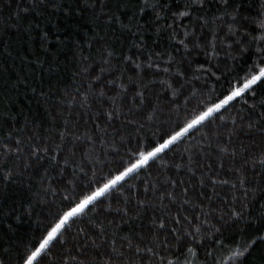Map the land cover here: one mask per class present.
Instances as JSON below:
<instances>
[{"label":"snow or ice","instance_id":"obj_1","mask_svg":"<svg viewBox=\"0 0 264 264\" xmlns=\"http://www.w3.org/2000/svg\"><path fill=\"white\" fill-rule=\"evenodd\" d=\"M63 3L46 0L44 6L54 10ZM205 4L206 0H185L183 8L171 14L172 24L164 26L172 27L176 55L145 51L144 26L139 23L147 10L159 20L170 3L82 0L77 5L76 12L94 17V34L85 41L87 47L76 42L79 59L71 84L59 95L55 85L39 93L45 105L53 101L63 122L57 124L53 118L44 128L43 122L26 119L17 128L15 116L8 119L9 113L0 111V192L11 184L23 185L28 192L14 209L0 208V222L11 216L19 223L24 216L36 215L33 223L43 225L22 247L17 245L15 264H220L215 252L223 247V233L241 224L256 230L243 247L236 244L223 256L224 261L236 264L264 242V15L249 31L241 24L247 18H239L235 7L228 10L229 0H220L223 11L211 20L199 14ZM37 7L32 3L20 11ZM121 10L130 13L124 17L128 23L117 14ZM63 11L71 15L74 9ZM181 17L191 18V25ZM101 23L139 36L129 48L135 47L144 59L112 47ZM48 39V33L41 32L45 51H50ZM243 54L247 59L240 63ZM31 63L33 71H51L39 57ZM21 84L36 92L27 76L18 77L13 89ZM193 100L197 103L189 111ZM237 101L245 106L238 111L247 113H232L229 123L221 113ZM4 103L0 98V109ZM151 122L158 131L151 138L141 136ZM130 128L135 130V144L126 147L133 139ZM242 132L260 135L258 152L252 151L256 139L233 143ZM205 141L207 147L215 142L218 169L227 155L233 164L238 155L242 158L239 167L230 169L232 178L221 177L211 163L199 162L209 155ZM169 153L170 166L157 168L154 175L152 165ZM249 168L254 181L247 175ZM224 186L231 191L221 196L217 187ZM7 228L15 233L12 223ZM56 245L59 249L53 253ZM201 251L205 260L199 259ZM0 264H6L2 257Z\"/></svg>","mask_w":264,"mask_h":264},{"label":"trees","instance_id":"obj_2","mask_svg":"<svg viewBox=\"0 0 264 264\" xmlns=\"http://www.w3.org/2000/svg\"><path fill=\"white\" fill-rule=\"evenodd\" d=\"M46 0H0V98L4 100V107L0 111L8 112L10 119L11 116H15L18 123L15 127L19 128L24 121L36 120L37 122H43L44 128L48 127V123L55 118L57 124L62 123V119L57 115L53 101L49 100L45 105L43 97L39 95L41 91L51 88L53 85L56 87V94H60V89H63L66 85L71 84V74L77 70L76 61L79 59V49L75 47L76 42L79 41L85 47V41H87L94 34L95 25L92 23L94 17L86 12H76L75 9L78 4H82V0H64L63 8L72 7L74 11L71 15H66L63 8H46L44 6ZM37 3L38 7L35 11L30 10L28 13L20 11L23 8L30 7V4ZM91 3V0H89ZM161 3H170V10L162 12L161 18L157 20L154 13L151 10H147L146 13L140 18L139 23L144 26L142 35L145 41V51L151 50L154 52L166 53L172 51L173 55L176 53L173 50L175 41H171L172 27L165 28V25H171V14L179 11L183 8L185 0H161ZM235 7L239 13V18H247V20L241 19V24L248 28L249 31L256 27L254 21L259 18L260 15H264V0H229V11ZM223 11L220 0H206L204 8L199 14H203L206 18L211 20L212 17L218 16ZM39 13V14H37ZM121 16L124 23L128 21L124 18L125 13L121 10L117 13ZM230 21V18H227ZM180 21H183L185 25H191V18L181 17ZM180 21H177L179 23ZM221 23V21H216ZM31 24V31L26 32L25 28ZM101 28L107 29L108 39L111 42V46L116 50H124L127 54L136 53L140 60L144 59L143 55L136 52L135 47L129 48V44L135 39L139 40V36H133L128 32H121L118 25H105L101 23ZM209 27H212L210 22ZM114 29V32L113 30ZM159 30V31H157ZM135 31V27H133ZM41 32H47L49 39L47 41V49L45 51L41 48ZM103 31L101 35H103ZM255 34V33H253ZM182 35V33H181ZM59 37L60 43L57 41ZM91 53L95 56L97 54V48L93 46ZM37 57L45 60L44 69L51 68V71H42L35 67L32 61ZM166 59V56H165ZM240 63H243L247 59V54L241 55ZM203 60V57H201ZM231 63V61H229ZM221 67L224 64L221 63ZM98 70V66H97ZM95 74V73H93ZM27 76L31 87L36 89L33 93L30 88H26L23 84L19 89L14 90L13 85L17 81L18 77ZM211 83H215L212 81ZM199 87V85H197ZM216 88H219V84H215ZM51 94V93H50ZM11 97V99H9ZM183 100V98H181ZM196 100H193L188 105V110L191 111L196 105ZM249 103H252L250 100ZM245 108V106L237 101L236 105L221 114L229 117L232 113L238 115H246L245 112H239L238 110ZM184 108H181V116L184 115ZM260 111V109H257ZM48 112H52V116L48 115ZM158 118L160 117L158 114ZM255 118V117H253ZM71 119H76L75 110ZM175 119V117H174ZM219 122V121H218ZM247 123V120L244 121ZM213 129H205L204 131H212ZM133 133L132 143L126 145V147H132L135 144V130L128 129ZM158 129L155 126V122H151L145 126L141 131V136L145 138H151L153 133ZM223 131V129H221ZM43 133V129H41ZM194 136H198L199 132L193 133ZM251 139L257 140L256 148L252 149L253 152H258L261 148L260 135L253 132L250 135H245L243 132L239 138L233 141V143H248ZM223 138L221 139V143ZM206 151L209 154L207 159L200 160L199 162L207 166L211 163L214 170L220 172L221 177L232 178L233 173L230 169L239 167L242 163V158L238 155L235 164L231 162V156L227 155L223 158L224 167L222 169L217 168L216 156L219 155L215 142L212 147H207V141L204 142ZM186 144L180 145L185 147ZM175 151V149H174ZM172 162V154L169 153L166 156H162L155 164L152 165L153 174H156V169H164L170 166ZM247 167V166H246ZM258 171V169H257ZM247 175L250 180H255V173L249 168ZM217 191L221 193V196L229 193L231 189L229 186L217 187ZM28 197V192L23 185L11 184L4 192H0V208L4 210L14 209L17 205L25 201ZM264 199V197H261ZM115 206V205H114ZM259 210V204L254 206ZM52 211L56 210V206H52ZM43 214L40 219H43ZM111 218V217H109ZM38 217L33 215L31 219L24 216L21 222H14L10 216L3 222H0V257L4 258L6 264L11 260L12 264H15V257L12 255L17 250V245L23 246L24 243L29 241L32 235L38 234L40 228L43 225L33 223ZM12 223L16 229L15 233L8 230L7 224ZM244 228L245 231L241 233L239 229ZM255 226L243 224L238 225L235 231L229 229L223 233V247L217 246L215 256L220 258V264H233L231 259L224 261L223 256L227 255L229 251L235 250V245L240 244L243 247L246 238L255 232ZM124 231H128L125 227ZM221 237H216L220 239ZM7 249V251H5ZM59 245H56L52 251L55 253L58 251ZM200 260H205L203 251H201ZM236 264H264V242L258 243L252 248L244 257L240 258Z\"/></svg>","mask_w":264,"mask_h":264}]
</instances>
